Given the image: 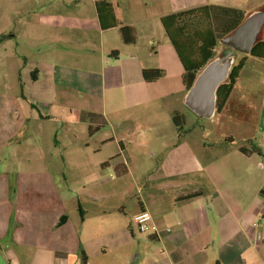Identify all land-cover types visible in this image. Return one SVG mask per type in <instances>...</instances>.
Masks as SVG:
<instances>
[{"label":"crops","instance_id":"0c3cea01","mask_svg":"<svg viewBox=\"0 0 264 264\" xmlns=\"http://www.w3.org/2000/svg\"><path fill=\"white\" fill-rule=\"evenodd\" d=\"M105 1L117 4L122 25L134 28L137 40L126 45L120 27L102 29L96 10L101 41L105 45L115 41L102 56L118 60L124 49H133L127 56L135 64L117 71L104 87L109 94V111L88 112L85 117L97 116L99 125L104 120V127L89 136H98L110 127L111 135L101 145L117 144L120 152L107 160L101 159L100 154L94 157V170L99 171L100 177H113L117 181L125 176L140 179L138 184L135 181L137 205L124 204L131 194L126 189L112 192L108 186L99 187L104 204H110V210H115L117 215L106 221L107 228L91 231L89 220L84 217L77 222L69 219L59 224L62 195L67 192L57 185V174L60 175L57 167L51 172L53 176L43 173L44 181L41 178L35 186H32L31 173L1 168L0 255L5 264H84L83 254L85 264H264V130L260 124L264 91L255 90L256 84L264 89V59L247 55L246 65L225 107L207 119L211 121L210 131L216 132V136L203 131L199 140L190 141V131L185 130V125L176 127L172 119L175 112L183 115L179 105L184 104L187 90L182 82L184 68L161 23L164 16L206 5L237 8L248 16L264 10V0H251L248 9L236 6L232 0H191L186 6L174 7L154 17L148 16L150 13L144 15L148 11L147 0H124L123 4L131 12L127 23L123 21L121 1ZM58 17L63 18L61 14ZM155 18L158 19L153 23ZM158 25L165 33L166 57L157 65L139 63L136 44L144 34L149 38L155 31L160 32ZM145 69H160L164 76L155 82H146L142 76ZM39 71L36 67L30 72L34 83L40 80ZM167 72L176 79L174 86L166 82ZM245 73L250 81L249 90L239 92L237 88ZM9 92L0 93V155L15 146V136L30 117L53 118L48 113L42 114L27 94ZM257 99L261 101L258 104ZM144 118H148V126H154L153 143L169 147L152 168L124 156L125 142L134 140L138 128H147ZM161 122L166 125L156 126ZM56 142V146H63L59 140ZM96 152L101 153L102 149L97 148ZM25 159L31 162L30 157ZM61 160L67 164L66 158ZM117 167H121V173ZM192 194L197 195L188 198ZM142 211L152 216L157 234L144 237L137 234L134 217Z\"/></svg>","mask_w":264,"mask_h":264},{"label":"rangeland","instance_id":"374dc122","mask_svg":"<svg viewBox=\"0 0 264 264\" xmlns=\"http://www.w3.org/2000/svg\"><path fill=\"white\" fill-rule=\"evenodd\" d=\"M120 1L123 21L127 23L131 19V12L123 4L124 0ZM147 1L148 11L144 15L150 13L148 16L154 17L168 13L174 7L186 6L191 0ZM232 1L244 9H248L251 2ZM59 14L63 18H59ZM157 19H153V23ZM144 27L143 24L142 30ZM158 28L160 32L155 31L149 38L143 32L144 35L138 40L135 55L139 63L157 65L166 57L163 43L165 33L161 25ZM0 35H9L10 38L0 44V93L8 90L25 93L41 108L42 114L48 113L53 117L35 120L33 116L26 120L25 127L14 138L15 146L5 149L0 155L3 157L0 159V169L15 168L21 173H31L32 186H35L41 182V178L44 181L43 173L53 176L51 172L57 167L56 171L60 173L57 174V185L67 192L62 195L63 211L59 224L69 219L77 222L84 217L86 221L89 220L91 231L94 228V232L96 229L104 230L107 228L106 221L116 218L117 215L115 210H110V204H104V195L97 189L108 186L112 192L118 188L128 190L131 194L124 204L129 207L131 204L137 205L139 195L135 191V181L138 184L141 180H133L132 176L122 177L118 181L113 177H100L99 171L94 170V159L100 154L101 159L107 160L108 157L120 153L119 148L114 143L101 145L111 135L110 127L91 138L87 126L90 120L82 118H86L88 112L104 113V110L109 109V94L104 87L117 71L135 64L127 56L133 49H124L118 60L104 59L103 52L109 46L115 45V41L111 40L108 45L101 41L94 0H0ZM225 51L220 43L215 50V57H223ZM240 58L241 55L237 54L235 63ZM36 67L40 70V80L34 83L30 72ZM169 75L167 72L166 82L174 86L176 79ZM249 83L245 73L237 90L247 92ZM255 90L264 91L259 84L255 85ZM257 100L256 104L261 102L260 99ZM179 109L185 118V130L190 131V141L199 140L203 131L206 135L209 134L210 120L197 117L183 103L179 105ZM260 124L264 130V111L260 116ZM144 125L147 128H138L133 141L125 142L124 156L139 160L138 164L146 163L147 167H153L167 153L169 147H160L153 143L151 135L155 133V129L154 126H148V118H144ZM160 125L166 124L161 122L156 126ZM163 128L166 129V126ZM217 132L220 133V130ZM210 135L216 136V132L211 130ZM146 136L150 138L145 140ZM57 140L63 146H56ZM97 148L102 149V152L95 153ZM13 149L15 150L12 152ZM27 157L31 158L30 163L26 161ZM62 158H66L67 164ZM50 159L51 162L48 161ZM75 161L77 163L74 166ZM143 173L141 169L140 175ZM132 199L133 203L130 201ZM86 234L89 235L88 231ZM141 235L144 237L148 234Z\"/></svg>","mask_w":264,"mask_h":264},{"label":"trees","instance_id":"16d2710c","mask_svg":"<svg viewBox=\"0 0 264 264\" xmlns=\"http://www.w3.org/2000/svg\"><path fill=\"white\" fill-rule=\"evenodd\" d=\"M95 6L102 29L120 27L124 44L136 43V31L132 27L122 25L120 11L116 3L95 0ZM245 18L246 13L240 9L216 5H206L161 18L165 33L184 68L182 82L187 91L193 85L198 73L215 58V50L220 44V40L238 28ZM262 34L250 54L260 59H264V36ZM8 38L9 35H0V44ZM223 47L226 51L228 50L225 46ZM226 51L222 56H225ZM246 61L247 55H241V58L233 66L228 80L219 87L216 103L217 113H220L225 107ZM142 76L146 82H155L164 76V72L160 69H145ZM96 117L95 115L86 117L87 120H90L88 128L90 136L105 125L104 120L102 124H97ZM172 119L178 128L185 125L184 116L178 112L173 114ZM116 169L121 173V167ZM125 171L126 169L122 173ZM196 195H189L188 198L196 197ZM82 257L85 264L86 256L83 254Z\"/></svg>","mask_w":264,"mask_h":264},{"label":"water","instance_id":"95a60500","mask_svg":"<svg viewBox=\"0 0 264 264\" xmlns=\"http://www.w3.org/2000/svg\"><path fill=\"white\" fill-rule=\"evenodd\" d=\"M264 31V10L255 11L231 34L220 40L228 48L225 56L212 59L197 75L187 91L184 104L194 115L211 119L217 111V91L235 65L237 54L250 55ZM0 264H5L0 255Z\"/></svg>","mask_w":264,"mask_h":264},{"label":"built area","instance_id":"2783aa9c","mask_svg":"<svg viewBox=\"0 0 264 264\" xmlns=\"http://www.w3.org/2000/svg\"><path fill=\"white\" fill-rule=\"evenodd\" d=\"M134 223L136 224L140 233L153 236L157 234L158 229L152 222V216L147 211H142L134 217Z\"/></svg>","mask_w":264,"mask_h":264}]
</instances>
